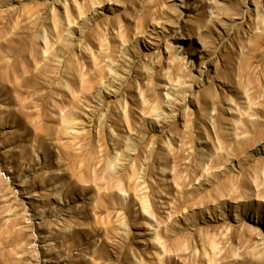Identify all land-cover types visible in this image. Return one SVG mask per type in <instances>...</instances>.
I'll return each mask as SVG.
<instances>
[{"label": "rangeland", "instance_id": "rangeland-1", "mask_svg": "<svg viewBox=\"0 0 264 264\" xmlns=\"http://www.w3.org/2000/svg\"><path fill=\"white\" fill-rule=\"evenodd\" d=\"M0 264H264V0H0Z\"/></svg>", "mask_w": 264, "mask_h": 264}, {"label": "bare ground", "instance_id": "bare-ground-1", "mask_svg": "<svg viewBox=\"0 0 264 264\" xmlns=\"http://www.w3.org/2000/svg\"><path fill=\"white\" fill-rule=\"evenodd\" d=\"M69 30H70V28H68ZM70 32H71V30H70ZM146 208V210H147V212H148V214L146 215L150 220H152L153 219V217L151 216V214H150V207H145Z\"/></svg>", "mask_w": 264, "mask_h": 264}]
</instances>
